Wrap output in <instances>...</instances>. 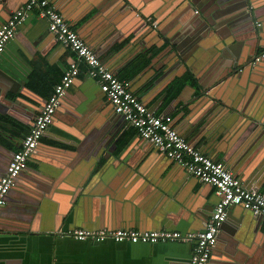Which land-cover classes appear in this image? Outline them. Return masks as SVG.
<instances>
[{
    "label": "crops",
    "instance_id": "1",
    "mask_svg": "<svg viewBox=\"0 0 264 264\" xmlns=\"http://www.w3.org/2000/svg\"><path fill=\"white\" fill-rule=\"evenodd\" d=\"M48 1L118 78L130 82L133 94L152 113L172 116L189 143L264 193V61L247 72L245 86L238 82L231 92L229 83L217 91L228 79L217 76V68L230 66L236 51L244 58L253 47L249 44L256 43L245 24L214 11L220 0H131L147 19L123 8L127 0ZM252 2L264 21V0ZM25 4L6 0L0 23L8 11ZM141 30L150 46L165 44L150 62L135 68L131 63L143 56V38L124 48L117 42L133 31L140 37ZM48 34V24L35 8L0 59V84L9 92L0 97V144L14 151L65 71L73 63L81 69L1 211L0 264H189L192 243H93L56 234L71 227L197 233L205 229L218 197L214 187L190 177L139 139L75 53L41 40ZM258 38L264 42V26ZM263 51L264 45L258 53ZM198 88L210 94L201 97ZM11 158L0 148V171ZM64 184H83L85 200L70 204L60 188ZM92 194L103 196L94 201ZM41 195L50 199L46 205ZM223 228L217 258L210 264H264V225L253 215L230 209Z\"/></svg>",
    "mask_w": 264,
    "mask_h": 264
},
{
    "label": "built area",
    "instance_id": "2",
    "mask_svg": "<svg viewBox=\"0 0 264 264\" xmlns=\"http://www.w3.org/2000/svg\"><path fill=\"white\" fill-rule=\"evenodd\" d=\"M35 8L39 9L41 17L47 18L49 31L54 35L56 41L62 47L75 53L78 60L84 63L88 75L97 80L101 91L111 102L115 112L123 116L127 124L134 128L140 137L152 143L161 153L184 167L190 176L197 178L201 183L212 185L218 197V202L205 229L197 233L169 230L105 229L91 231L75 229L62 235L77 241L93 243L106 241L131 244L187 242L194 245L189 264H208L230 209L241 206L244 210L251 211L256 217H260L264 223V193L249 188L224 163L211 159L189 143L174 126L172 116L152 113L133 94L130 82L118 78L57 7L48 0H26L25 6L0 28V55L5 51L7 44L15 38L17 31ZM257 25L260 26L259 23ZM263 58L264 51L259 53L254 63ZM80 73L81 69L77 63L71 64L65 71L61 81L54 87L52 94L46 100L30 131L12 156L4 176L0 180V216L3 207L7 204L9 192L16 186L19 175L27 170L41 139L53 124L65 91L74 83Z\"/></svg>",
    "mask_w": 264,
    "mask_h": 264
},
{
    "label": "water",
    "instance_id": "3",
    "mask_svg": "<svg viewBox=\"0 0 264 264\" xmlns=\"http://www.w3.org/2000/svg\"><path fill=\"white\" fill-rule=\"evenodd\" d=\"M26 1V0H25ZM194 2H195V0H194ZM223 2L224 3H228L227 4V6H224L223 5ZM5 3H6V0H1L0 1V12H2L3 10H4V7H5ZM123 8H126L127 9V11L128 12H130L133 16H137V17H139V19H142V18H145V19H147V18H149V17H147V15H145V14H143L142 12H138L139 11V8L131 1V0H127V1H124L123 2ZM249 5H251L250 7H249ZM251 8V9H250ZM255 9V4H253V2H252V0H220L219 1V4L217 5H215L214 6V11H216V13L218 14V15H220L221 16V14L222 13H224V15H225V17H227L228 18V21L229 22H236V24H238V25H243V24H245L246 25V27H247V30L248 31H251L252 30V32H253V34H251L250 36L251 37H253V40L254 41H256V43L253 45V43L252 44H249L250 46H253L250 50H249V52H248V54L247 55H245V57L244 58H241V57H239V54H240V52H235L236 53V59L230 64V66H229V64H226L227 65V68H225V69H223L222 71H221V69L220 68H217V70H216V73H217V76H219V74H223L222 75V77L221 78H223V77H226V75H228L226 78H228V79H226V80H224L223 79V81H225V83H223L222 85H220L219 87H217V91H219V90H221V89H223V87L224 86H228L229 85V83H231L230 84V86L228 87L229 88V90L231 91V92H233L234 91V88H233V86L234 85H236V83H240L241 85H243V86H245V81L247 80V72L248 73H250V72H254V71H256V69H258L259 68V65H261V63L264 61V58L263 59H261L259 62H256V63H254V61H255V59H256V57L258 56V51H259V49H260V47H262V45H264V42L262 43L261 42V44H259V38H258V33L259 32H261L262 31V29H263V26H264V21L263 20H261V19H259L260 17L259 16H257V11H256V9ZM19 10V9H18ZM17 9H15V10H13V11H8L7 12V14L5 15L6 16V18L4 19V21H3V23H0V28L3 26V25H5V24H7L10 20H11V18H12V16L18 11ZM1 14V13H0ZM3 14V13H2ZM64 16V15H63ZM44 20H46V22H47V24L49 25V23H48V21H47V18L45 17L44 18ZM259 20V21H258ZM221 21H223L222 19H221ZM255 21L257 22V23H259L260 24V26H258V27H256V24H255ZM150 26H151V24L150 23H148ZM244 26V25H243ZM138 31H133V32H131L130 34H127L126 36H125V38H123V37H121V40L119 41L118 40V44H119V46L120 47H126V45H128V44H130V43H136V42H138V39L139 38H143V43L144 44H146L144 47H143V51H142V55L143 56H139L137 59H135L134 61H133V63H131V66L132 67H135V68H139V67H141L143 64H146L147 62H150L151 61V58H152V56H153V54L156 52V51H158V50H160V52L161 51H163V49H164V44L165 43H163V44H161V45H156V47L155 46H150L149 45V43H148V41H147V39L149 38V36L148 37H144V31H140V37L138 36ZM261 35H262V33H261ZM45 37H43L41 40H44V39H46L47 41L48 40H50V41H52L51 42V45H53V46H58V45H60V44H58V42L56 41V39H55V37H54V35L52 34V33H50V31H49V34L46 36V35H44ZM58 44V45H57ZM122 45V46H121ZM60 47V46H59ZM123 47V48H124ZM157 49V50H156ZM6 50V49H5ZM4 53H5V51L0 55V59H1V56L2 55H4ZM247 56V57H246ZM192 78L194 79V81H196V79L192 76ZM74 84H72L66 91H65V93H64V96H63V98H62V101H61V107L63 106V101L65 100V98L67 97V95H68V93H69V91L71 90V88H72V86H73ZM263 85H264V83H263ZM10 92L12 93V95H14V94H16V92H14V90L13 89H11L10 90ZM200 93H201V97H206L207 95H209L210 93H208V89H205V88H198L197 89V95H200ZM9 94V92H8V87L6 86V85H4V84H2V86H1V84H0V97L1 96H6V95H8ZM104 94V93H103ZM105 95V94H104ZM202 98H200V99H198L199 101L201 100ZM221 100H223V99H221ZM194 103V102H193ZM44 105H45V103L43 104V106H42V108L44 107ZM113 106V105H112ZM60 107V108H61ZM185 107V106H184ZM184 107H183V109H184ZM42 108H41V110H42ZM185 108H188L189 110H192V108L190 107V105H187ZM58 111H59V109H58ZM57 111V112H58ZM57 112H56V114H57ZM254 113H251V115H253ZM250 115V116H251ZM120 117L123 119V121L127 124V122L125 121V119H124V117L123 116H121L120 115ZM37 118V117H36ZM132 128V127H131ZM139 139H141L142 141H146L144 138H142V137H140L139 136ZM22 141H23V139H22ZM147 143H149V142H147ZM40 144H41V142H40ZM39 144V145H40ZM150 145H152L153 147H154V145L152 144V143H149ZM0 148H3V149H5L9 154H11V157L14 155V153H15V151L14 150H10V149H8V148H6V147H4V146H2L1 144H0ZM129 149V146H127V147H125V149H124V151L121 153V156H120V159H122L123 158V156L125 155V154H127V150ZM155 149L156 150H158L156 147H155ZM159 151V150H158ZM106 152L107 153H114V151H112L110 148H107V150H106ZM34 155V154H33ZM99 155H101L100 153H98L97 154V156L96 157H98ZM96 157H95V159H96ZM165 157H166V159L168 160V161H170L171 163H172V165L173 164H178V163H176L174 160H172V159H170L169 157H167L166 155H165ZM32 158H33V156H32ZM31 158V159H32ZM105 160H107V157L105 156V157H103ZM10 161H11V159H10ZM10 161L8 162V165H9V163H10ZM8 165H6L5 167H4V169H3V171H0V180H1V178L4 176V174H5V172H6V170H7V168H8ZM131 165V164H130ZM179 165V164H178ZM29 167V166H28ZM185 171H186V169L184 168V167H182ZM28 169V168H27ZM27 171L28 170H26V171H24L23 173H21L20 175H19V177H18V179H17V184H16V186L9 192V194H8V197H7V203H8V201H9V195H10V193L12 192V191H15L16 189H18V187H19V180H20V178L24 175V174H26L27 173ZM138 174H141V175H143L142 173H140V172H137ZM186 173H187V175H189L188 174V172L186 171ZM190 176V175H189ZM191 177V176H190ZM147 180H150L148 177H145ZM194 179H196L198 182H200L197 178H195V177H193ZM84 184V183H83ZM83 184H77V185H66V184H64V185H61V189L62 190H65V192H66V194H67V201H69V203L70 204H74V203H76L77 202V204L79 205V204H81V201L82 200H85V198H86V191H84V192H82V187H83ZM207 185H209V184H207ZM210 187H213L212 185H209ZM34 187L36 188V186L34 185ZM90 187V190H91V183H90V185L88 184V188ZM92 195H95L96 197L93 199L94 201H96V199H98V197H101V196H103V195H97V194H92ZM36 196V195H35ZM41 197V199H43L44 201H43V205H46L48 202H49V200H48V197L47 196H44V195H41L40 196ZM84 198V199H83ZM7 206V204L3 207V209L5 208ZM233 208H240V209H242L243 211H246V210H244L241 206H237V207H233ZM232 208V209H233ZM248 214L250 213L251 215H253V217H254V219L257 221V223H259V224H263L264 225V223L262 222V220H261V218L260 217H256L251 211H246ZM68 214H69V210L64 214V217L65 218H68ZM228 217H229V214H228ZM0 218H1V216H0ZM227 221V220H226ZM225 224V222L223 223V225ZM223 225H222V228H221V230L222 229H224L223 228ZM82 228H84V227H82ZM127 229H136V228H127ZM69 230L70 231H74L75 229H74V227H71L70 229H61L60 231H57L58 233H56V234H64V233H68L69 232ZM89 230H91V229H89ZM110 230V229H109ZM137 230H139V231H145V230H147V229H137ZM221 238H223V236H222V233H221V231H220V233H219V235H218V242H217V244H216V246L214 247V249H213V251H212V255H211V259H210V261H209V263L208 264H210L211 262H213L216 258H217V252L215 253V249H217V245H218V243H219V240L221 239ZM217 251V250H216ZM215 255V256H214Z\"/></svg>",
    "mask_w": 264,
    "mask_h": 264
},
{
    "label": "trees",
    "instance_id": "4",
    "mask_svg": "<svg viewBox=\"0 0 264 264\" xmlns=\"http://www.w3.org/2000/svg\"><path fill=\"white\" fill-rule=\"evenodd\" d=\"M53 90H54V89H53ZM51 94H52V92H51ZM51 94H50V95H51Z\"/></svg>",
    "mask_w": 264,
    "mask_h": 264
}]
</instances>
